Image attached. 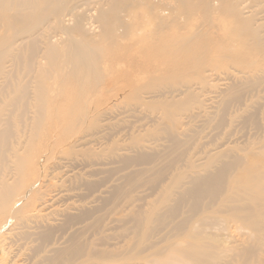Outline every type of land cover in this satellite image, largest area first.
I'll return each instance as SVG.
<instances>
[{
  "label": "bare ground",
  "instance_id": "bare-ground-1",
  "mask_svg": "<svg viewBox=\"0 0 264 264\" xmlns=\"http://www.w3.org/2000/svg\"><path fill=\"white\" fill-rule=\"evenodd\" d=\"M87 1L0 0V264H264V0H145L141 25L135 0ZM210 11L232 15L241 43L188 29ZM218 58L236 74L216 80ZM111 91L139 113L122 119L129 143L109 124L107 146L75 141L80 171L41 177L54 130H98L90 95ZM103 172L122 174L106 186ZM229 223L245 238L224 248L210 231Z\"/></svg>",
  "mask_w": 264,
  "mask_h": 264
},
{
  "label": "rangeland",
  "instance_id": "rangeland-1",
  "mask_svg": "<svg viewBox=\"0 0 264 264\" xmlns=\"http://www.w3.org/2000/svg\"><path fill=\"white\" fill-rule=\"evenodd\" d=\"M82 0H80L81 2ZM90 1H94V0H90ZM90 1H87V2H90ZM143 1V2H142ZM227 1V0H225ZM236 1V0H235ZM140 2V4H138ZM201 5V4H204L205 3V0H197L196 3H198ZM195 3V2H194ZM95 2L91 3V4H88L85 5L82 3V7L81 9H83L82 11H84V15L85 17H94L95 18ZM135 6H131V4L129 5V7L126 9L127 11L131 8V11L133 14L135 12H137L138 16L136 18V22H138V24H142L141 22H143L145 20V18H142V15L144 14H141V12H144V10L146 11V7H145V4H146V1L145 0H135V2L133 3ZM86 6V7H85ZM132 7H134L132 9ZM138 7V8H137ZM144 10H143V9ZM202 9L200 10H203V7H201ZM80 9V10H81ZM93 9V11H92ZM89 13V14H88ZM213 15H211V14ZM87 14V15H85ZM141 14V15H140ZM264 12L261 13L260 17L263 16L264 17ZM129 15V13H128ZM130 16H131V13H130ZM200 16V17H199ZM207 16V17H206ZM205 17L203 16V13L200 12L199 15L196 14V16H194V13H193V21L190 23V27H188V29H191L192 31H197V30H201L203 33H207L209 32V36L205 35L203 36V42L206 43L207 45L209 44V47H214L215 45L219 46L218 43L220 44H223V46H228L229 44L231 45H235L237 43H241V40L244 39V36L242 37V35H240V33L237 31V30H234L233 27H234V24H235V20L234 18L232 17V15H228L227 13H223V12H217V11H210L209 12V16H208V13ZM196 17L199 18L198 22L196 21ZM200 21V22H199ZM196 22V23H195ZM198 23L199 27L196 26V24ZM144 24H145V21H144ZM202 26V27H201ZM216 26V27H215ZM232 27V28H231ZM204 30V31H203ZM186 31V30H185ZM207 31V32H205ZM207 37V38H206ZM229 39V40H228ZM241 39V40H240ZM210 40V41H209ZM240 40V41H239ZM209 41V43H208ZM236 41V42H235ZM211 42V43H210ZM225 44V45H224ZM243 48H245L246 46L245 45H240V48H238L241 52H243ZM217 51V49H216ZM134 52V53H133ZM223 54V53H222ZM221 53H217V52H214V56H221L222 55ZM124 55H127L128 58H126L128 61L127 63H132L133 65H135L136 63L139 62V54L137 55V52H136V49L134 47H131L130 49L128 48L127 50V54H124ZM260 55V54H259ZM255 56V55H254ZM123 57V56H122ZM255 60H257L258 58L254 57ZM218 59H221L222 61L221 64H220V68H218V70H214V75L216 77V80L218 79H222L224 77V74L227 72L229 74H236L235 72V63L228 58V60H224L223 58H218ZM121 60V59H120ZM136 61V62H135ZM219 62V63H220ZM264 68V65H262ZM245 72H248L247 70H244ZM225 72V73H224ZM224 73V74H223ZM125 81L124 80H121L119 83H118V86H125ZM121 93H119L117 96L115 95V92L114 91H111V92H104L103 94L102 93H97V94H93V95H90V102H91V105H97L99 102H102V105L99 106L97 108V110L94 109V106L92 107V110H95L94 112H91L90 113V117H93L95 116V114H97L96 112H100L101 113L103 112V116L99 119H101V122H100V128L97 130V129H87L86 125H83L82 128L78 129V131H76L74 133V136L71 135L70 136V130H68V133L67 134H64L62 135V137H60L59 140L56 139V136L60 135L59 132L57 130H54L53 132V136L50 140V145H53V154H51L49 156V159L48 161H46L45 163H43L42 165L39 164L38 168L40 169L41 171V177H43V175L45 176L46 179L48 180H52L51 178L54 177V180H52V182H55L56 181V178L58 176H62L63 175V178L64 177V174L65 176L67 175H70L71 172H69L71 170V166H73L74 164H78V168H76L75 170H73L72 172H75V171H80L82 168H81V161H75V160H72L75 156H74V150H77V149H82V146L80 145V142H75L78 137L80 138L81 142H89L88 147H98V146H95V141L94 140H99L98 142L102 143V145L105 147L106 145V142L107 141L105 139V136H106V133L108 130H106L105 128H107V126L109 124L111 125H118V127H114L113 130H111V133H115L113 134V138L116 139V141H118L119 144H122V143H129V139H128V133L131 131L128 130V128L124 127L126 125V123L122 122V119L126 120V122L129 120L128 124L130 125H136L138 124L135 120L137 119L136 117L134 118L135 115L138 116L139 113H135V112H132L129 108V110L127 109V105L126 103L129 102V100H127L126 98H123V95H121ZM118 96H119V99H118ZM260 96V95H259ZM71 100V98L69 99V101ZM257 101H259L260 103H263V106H262V111H264V102L263 100L261 99H258ZM121 103V105H120ZM123 103V104H122ZM115 104V106L113 107V105ZM117 104V105H116ZM125 104V106H123ZM110 107H113L110 109ZM122 107V108H121ZM109 108V109H108ZM117 108V109H116ZM126 108V109H125ZM124 109V110H123ZM107 110V112L105 111ZM109 110V112H108ZM128 110V111H127ZM105 111V112H104ZM112 111V112H111ZM123 111H127L126 113L123 112ZM120 112H122L120 114ZM131 114H129V113ZM139 112V111H138ZM104 113H107L106 114V117H110L108 119L104 118L105 117V114ZM109 113V114H108ZM132 113L133 116H132ZM115 114H119V115H115ZM131 115L132 118H130L129 116ZM264 114L262 113V116ZM67 115H65L66 117ZM126 116V117H125ZM64 117V120H66V123H67V118L65 119ZM113 117H115L114 119H112ZM123 117V118H122ZM128 117V118H127ZM103 119V120H102ZM111 119V120H109ZM90 120V119H89ZM134 120V122H133ZM121 121V122H120ZM130 121H132L130 123ZM134 123V124H133ZM122 125V129H120V126ZM64 126V125H62ZM86 127V128H85ZM117 131H116V129ZM124 128V129H123ZM105 129V130H103ZM126 129V130H125ZM135 129V128H134ZM101 130V131H100ZM120 130V131H119ZM128 130V131H127ZM99 131V132H98ZM116 131V132H115ZM55 132L57 134H55ZM96 132V133H94ZM118 132V134H117ZM92 133V134H91ZM127 133V134H126ZM89 134V135H88ZM124 134V135H123ZM88 135V136H86ZM122 135V136H121ZM84 138H83V137ZM124 136V137H123ZM127 136V137H126ZM100 137V138H99ZM104 137V138H103ZM111 137V138H112ZM97 138V139H96ZM123 138V139H122ZM56 140H57V143H56ZM69 140V141H68ZM103 140V141H102ZM126 140V141H124ZM113 141V140H112ZM122 142V143H121ZM70 143V144H69ZM80 145V146H79ZM76 146V147H74ZM107 146V145H106ZM66 149H65V148ZM71 147V148H70ZM73 147V148H72ZM75 148V149H74ZM74 149V150H73ZM50 153V152H49ZM63 159V160H62ZM79 159V158H78ZM69 162V163H68ZM68 165V166H67ZM80 165V166H79ZM119 164H110L108 165L109 167L107 166H103V167H100V165L98 166H93L92 168L94 169H104V171L106 170V168H110V167H113V166H116L115 168H118ZM47 168V169H46ZM54 168V169H53ZM50 169V170H49ZM78 169V170H77ZM96 169V170H97ZM54 170V171H53ZM56 170V173L54 174ZM65 171V172H64ZM103 171V170H102ZM64 173V174H61V173ZM69 173V174H66ZM83 172V171H82ZM48 173V174H47ZM50 174V175H49ZM120 174H122V172H117V173H114V175H111L108 176V173L107 172H103L101 173V175L99 174L96 178H99V179H106V180H110L109 183L106 184V186H108L110 183H115L117 182L119 179L118 177L120 176ZM57 175V176H56ZM47 176V177H46ZM53 176V177H52ZM105 176V177H104ZM51 177V178H50ZM57 178V180H58ZM111 178V179H110ZM115 178V179H114ZM117 178V179H116ZM94 179V178H92ZM115 180V181H113ZM64 181L66 182H61V180H58V185L57 187L59 186L60 184V188L58 190H62V193H64L63 190L67 189V187L69 186V181L68 179H64ZM56 183V182H55ZM66 185V186H65ZM68 185V186H67ZM66 187V188H65ZM86 193L85 190H80V193ZM148 190H144L143 192L139 191V195H143V197L145 198L144 201H141V202H136L135 204H139V203H147L149 201H151L153 198H154V195H151V194H148ZM66 194V193H65ZM71 194V193H70ZM145 194V195H144ZM147 195V197H145ZM151 195V197L149 196ZM149 196V198H148ZM143 203V204H144ZM90 206V204L88 205ZM117 216V213L115 215L112 214V218L115 219ZM116 224V222L114 223V225ZM117 226V224L115 225ZM119 231L118 228L116 230H114V233L116 234V232ZM211 233L213 232V234H218V239H219V244L220 246L224 247V248H230L232 247L233 245L235 244H239L241 243V241L244 240L245 237L241 236V232L240 230L237 229V226L234 224V223H229L227 226H226V229L223 231L221 230H211L210 231ZM220 235V237H219ZM241 237V238H240ZM225 238V239H224ZM120 239V238H119ZM118 239V240H119ZM242 239V240H241ZM241 240V241H239ZM223 241V242H222ZM239 241V242H237ZM234 243V244H233ZM229 244V245H228ZM225 245V246H224ZM228 245V246H227Z\"/></svg>",
  "mask_w": 264,
  "mask_h": 264
}]
</instances>
